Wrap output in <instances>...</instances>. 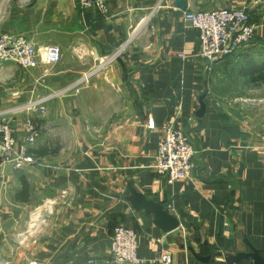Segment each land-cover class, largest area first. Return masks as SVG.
<instances>
[{"label": "crops", "instance_id": "crops-1", "mask_svg": "<svg viewBox=\"0 0 264 264\" xmlns=\"http://www.w3.org/2000/svg\"><path fill=\"white\" fill-rule=\"evenodd\" d=\"M206 1L107 0L103 15L0 0V35L62 50L53 66H0L16 138L29 117L39 126V164L0 161V264H115L118 226L138 233L143 264H264V127L218 91L232 56L199 55L183 11ZM239 56L238 76L264 86L249 76L263 60ZM38 98L45 117L17 110ZM171 124L196 149L191 177L174 182L151 168Z\"/></svg>", "mask_w": 264, "mask_h": 264}, {"label": "built area", "instance_id": "built-area-1", "mask_svg": "<svg viewBox=\"0 0 264 264\" xmlns=\"http://www.w3.org/2000/svg\"><path fill=\"white\" fill-rule=\"evenodd\" d=\"M78 2L84 9H93L103 15L108 12L107 0ZM183 18L190 26L199 30V55L209 62L230 55L253 39L257 31L243 9L231 6L210 10L186 9L183 11ZM61 56L62 50L57 44L38 48L25 37L11 33L0 35V66L8 63L21 68H36L41 63L53 66L61 60ZM47 100L48 98L30 100L17 110L37 111L41 117H45L48 113ZM13 111H0V161L11 163L16 168L25 164H39V158L33 152L39 135L38 123L32 117L26 119L24 136L17 139L12 126ZM195 154L196 149L188 135L172 124L167 125L151 168L165 176L169 182L189 179ZM111 258L115 264H143L144 260L138 255V233L135 230L125 226L114 229ZM156 260L166 264L171 262L168 253L160 254Z\"/></svg>", "mask_w": 264, "mask_h": 264}, {"label": "rangeland", "instance_id": "rangeland-1", "mask_svg": "<svg viewBox=\"0 0 264 264\" xmlns=\"http://www.w3.org/2000/svg\"><path fill=\"white\" fill-rule=\"evenodd\" d=\"M205 3L208 8L197 10L217 9L223 6L243 9L248 14L250 22L257 28L253 39L230 54L231 70L233 66L236 68L229 74L228 80L224 79L218 91L222 96L228 97L239 113L248 117L252 125L264 127V86L254 88L251 83L237 74L243 59L239 55L244 52L254 59L259 58L260 61H264V0H207ZM64 41L68 43V40ZM57 45L61 47L59 43ZM20 106L22 105H18Z\"/></svg>", "mask_w": 264, "mask_h": 264}, {"label": "trees", "instance_id": "trees-1", "mask_svg": "<svg viewBox=\"0 0 264 264\" xmlns=\"http://www.w3.org/2000/svg\"><path fill=\"white\" fill-rule=\"evenodd\" d=\"M255 72L253 74H249L250 80L253 83L259 84L260 82H264V61L260 64L257 62L254 63Z\"/></svg>", "mask_w": 264, "mask_h": 264}]
</instances>
